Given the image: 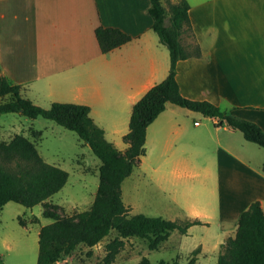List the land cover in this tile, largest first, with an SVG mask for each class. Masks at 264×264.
I'll use <instances>...</instances> for the list:
<instances>
[{
	"label": "crops",
	"instance_id": "crops-1",
	"mask_svg": "<svg viewBox=\"0 0 264 264\" xmlns=\"http://www.w3.org/2000/svg\"><path fill=\"white\" fill-rule=\"evenodd\" d=\"M160 1L167 8L179 0ZM185 1L193 38L183 34L181 41L197 42L201 56L176 63L180 94L264 131V0ZM148 8L149 0H0V75L42 108L88 106V119L122 153L132 105L169 71V52ZM98 26L117 28L130 40L101 53ZM193 112L165 104L145 133L144 147L150 134L154 138L156 164L141 169L147 178L149 171L161 174L165 180L157 187L164 193L178 190L168 202L185 217H208L202 210L217 202L226 240L252 202L264 212V150L216 118L204 116L208 122L201 125ZM34 130L39 137L27 138L36 147L42 134Z\"/></svg>",
	"mask_w": 264,
	"mask_h": 264
},
{
	"label": "trees",
	"instance_id": "trees-1",
	"mask_svg": "<svg viewBox=\"0 0 264 264\" xmlns=\"http://www.w3.org/2000/svg\"><path fill=\"white\" fill-rule=\"evenodd\" d=\"M148 14L153 31L169 52V71L161 82L132 105L129 130L123 136L127 147L122 153L107 143L102 132L88 119V106L56 102L49 108H42L21 97L19 86L0 75V99L8 97L0 102V114L18 113L31 119L41 117L53 121L75 132L100 161L99 182L88 209L67 218L44 214L51 221L39 229L36 264H57L78 246L93 247L114 230L117 236L106 244L104 257L109 263L125 238L145 239L149 250H158L172 231L186 234L192 225L201 223L189 217L170 220L143 214L129 215V208L121 198V183L145 154L146 128L164 110L166 103L216 118L218 125L238 130L246 141L264 150V131L257 124L237 118L208 101L191 100L180 94L176 63L201 56L197 42L184 46L181 41L183 34L193 38L188 3L179 0L165 8L160 0H149ZM94 35L101 53L130 40L129 35L112 27L98 26ZM31 131L34 138L39 137L37 131ZM67 178L65 170L43 160L27 137L15 134L8 142L0 141V213L7 202L27 208L44 203L65 185ZM197 252L198 247L186 264H194ZM137 264L151 263L142 257ZM217 264H264V212L258 201L252 202L240 214L234 236L221 244Z\"/></svg>",
	"mask_w": 264,
	"mask_h": 264
},
{
	"label": "rangeland",
	"instance_id": "rangeland-1",
	"mask_svg": "<svg viewBox=\"0 0 264 264\" xmlns=\"http://www.w3.org/2000/svg\"><path fill=\"white\" fill-rule=\"evenodd\" d=\"M7 98H1L0 102ZM193 114V119L201 125L206 123L207 118L201 113ZM186 124L192 125L191 119L187 120ZM31 127L42 134L41 139L36 142L39 155L45 162L65 170L68 178L65 185L42 204L27 208L7 202L3 206L0 213L1 264H36L39 229L51 221L44 217V214L67 218L88 209L99 182V159L75 132L53 121L41 117L31 119L18 113L0 114V141L8 142L14 134L26 137L33 135ZM153 139L150 134L145 154L139 158L140 163L134 166L132 173L121 183L122 201L129 208V215L143 214L170 220L185 219L184 209L168 202L171 196L178 195V190H171V194H166L157 187L165 180L161 174L159 178L156 173L151 176L150 171L148 178L143 175V164L147 167L156 164V161L155 164L153 161V156L157 154L152 145ZM194 170L200 172L199 169ZM202 212L208 213L209 216L201 217V223L192 225L186 234L172 231L158 250H149L145 239L128 237L123 239V246L113 260L107 263L104 261L107 254L106 244L117 236L112 230L95 249L86 252L87 247L80 245L71 254L70 259L65 257L57 264H137L142 257L148 258L151 264H186L197 247L199 252L196 253L194 264H217L221 244L228 233L219 219L217 202L212 200V205L205 206ZM86 253L87 257L84 256Z\"/></svg>",
	"mask_w": 264,
	"mask_h": 264
}]
</instances>
